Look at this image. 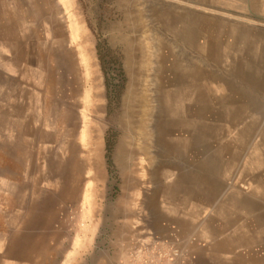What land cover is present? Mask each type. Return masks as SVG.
<instances>
[{
  "label": "rangeland",
  "instance_id": "1",
  "mask_svg": "<svg viewBox=\"0 0 264 264\" xmlns=\"http://www.w3.org/2000/svg\"><path fill=\"white\" fill-rule=\"evenodd\" d=\"M187 2L0 0V264H264V0Z\"/></svg>",
  "mask_w": 264,
  "mask_h": 264
},
{
  "label": "crops",
  "instance_id": "2",
  "mask_svg": "<svg viewBox=\"0 0 264 264\" xmlns=\"http://www.w3.org/2000/svg\"><path fill=\"white\" fill-rule=\"evenodd\" d=\"M165 1H167L170 4H178V3H188L187 1L192 2L194 0H165ZM210 1H212V0H210Z\"/></svg>",
  "mask_w": 264,
  "mask_h": 264
},
{
  "label": "bare ground",
  "instance_id": "3",
  "mask_svg": "<svg viewBox=\"0 0 264 264\" xmlns=\"http://www.w3.org/2000/svg\"><path fill=\"white\" fill-rule=\"evenodd\" d=\"M90 54V53H89Z\"/></svg>",
  "mask_w": 264,
  "mask_h": 264
}]
</instances>
